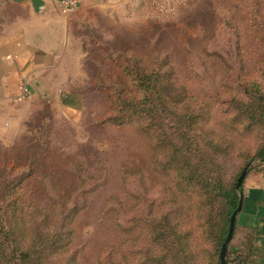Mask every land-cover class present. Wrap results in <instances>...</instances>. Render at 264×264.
I'll return each mask as SVG.
<instances>
[{
	"label": "rangeland",
	"instance_id": "374dc122",
	"mask_svg": "<svg viewBox=\"0 0 264 264\" xmlns=\"http://www.w3.org/2000/svg\"><path fill=\"white\" fill-rule=\"evenodd\" d=\"M178 2L170 17L147 8L136 19L130 10L131 20L123 22L93 11L92 24L83 29L90 81L81 87V112L68 117L44 100L17 142L2 150L0 207L12 200L5 187L16 165L25 164L27 155L34 159L36 176L21 190L13 237L22 248L31 246L42 264L189 261L190 253L178 248L189 230L177 201L184 197L183 184L175 180L181 160L205 176L216 170L228 187L243 165L262 164L253 156L264 145V99L255 98L264 93V0ZM132 67L159 69L164 82L154 109L166 137L154 155L152 138L137 134L134 123L109 121L119 109L117 95L135 90L127 73ZM252 109L258 112L253 119ZM211 142L223 143L227 153ZM151 206L159 218L169 215L160 240L147 231ZM215 207L220 213L218 201ZM168 221H179L184 235H172ZM7 245L0 243L9 252ZM150 249L153 254H145ZM191 251L200 264L209 261L206 252Z\"/></svg>",
	"mask_w": 264,
	"mask_h": 264
},
{
	"label": "crops",
	"instance_id": "0c3cea01",
	"mask_svg": "<svg viewBox=\"0 0 264 264\" xmlns=\"http://www.w3.org/2000/svg\"><path fill=\"white\" fill-rule=\"evenodd\" d=\"M60 1L43 0L36 10L31 0H0V154L17 142L44 100L51 99L68 117L81 112V87L90 81L83 29L92 24V12H105L111 23L130 21V10L136 19L149 2L88 0L63 12ZM24 86L32 92L28 99L21 97ZM242 192L243 207L230 244L238 259L229 264H264V163L250 168ZM246 246L252 247L250 256Z\"/></svg>",
	"mask_w": 264,
	"mask_h": 264
},
{
	"label": "trees",
	"instance_id": "16d2710c",
	"mask_svg": "<svg viewBox=\"0 0 264 264\" xmlns=\"http://www.w3.org/2000/svg\"><path fill=\"white\" fill-rule=\"evenodd\" d=\"M127 73L130 77V83L133 82L135 90L129 91L126 95H117L115 106H118L119 109L109 121H112L114 124L128 125L130 127H132L134 123L137 134L152 138V143H154L152 155H154V153L159 152L157 147L163 140V137H166L163 134L164 125L161 126L160 124L161 122L158 117L159 113L154 109V107L160 103L159 96H162L163 89H165L164 82L158 74L160 73L159 69L148 71L145 67H142L140 70L132 67ZM258 93L259 95H256L255 98L264 99V93ZM242 105L244 104L242 103ZM238 109L241 110V116L247 118L248 110L244 109L242 106H239ZM252 112V116L250 117L253 119L258 112L256 109H252ZM260 114L264 115V112H260ZM251 126L254 125L251 124ZM178 128L183 130V127L178 126ZM211 147L223 153H227V148L224 147L223 143L211 142ZM254 153L253 157L264 159V145L257 148ZM176 160L179 159L176 158ZM33 161L34 159L27 155L25 164L20 166L16 165L17 172H12L10 182H8V186L5 187V189H8L12 200L6 207H0V210L4 209L2 215L0 214V243H8L7 247L12 249L7 252L6 248L3 246L0 247L3 264H42L39 261L40 259H34L35 250L31 251V246L24 249L13 237L18 230V206L22 201L20 195L21 190L29 178L36 176V165ZM181 163H183L184 167L176 172L175 180L183 184L181 189L184 193V197L182 200L178 197L177 201H181V207L179 208V210H181L180 214L184 213L183 216L186 217L185 223L189 229L186 230L187 236H182L184 235V231L180 229L179 221L177 222L178 224H170L169 221L165 224L170 230H174L172 235L175 237H183L182 241L178 243L179 250L183 252L188 251V253H190V260H184L180 262V264H200L197 262L198 258L196 253L191 251L194 250V248L197 249L198 252H202V255L206 252L207 254L205 256L209 257V261L205 260L204 262V260H202L201 264H221L220 254L222 245L229 232L231 216L238 207L240 199V193L236 188V184L246 164L242 166L234 184L228 187L220 174H216V170L211 171L210 175L205 176L202 173H198L195 166H193L188 159L181 160ZM2 171L3 170H1L0 173H2ZM2 183L3 181L0 182V184ZM216 201L222 206L220 213L215 212ZM184 204L185 207L183 210ZM115 212L117 216L119 215L117 224L123 229L121 226L122 222H120V212L118 210ZM147 213L149 215L146 221L147 231L151 238L160 240V235L163 230L161 224L164 220L168 219L169 215L164 214L159 218L153 206L148 209ZM7 223L10 225L8 228L6 227ZM235 233L236 224L233 237L228 244L227 264L235 262L238 259L233 257V253L230 252V244L234 239ZM246 247L247 255L250 256L252 254V247ZM41 252H43V250H41ZM145 254H153V251L150 249L145 252ZM150 261L153 262L152 260Z\"/></svg>",
	"mask_w": 264,
	"mask_h": 264
},
{
	"label": "built area",
	"instance_id": "2783aa9c",
	"mask_svg": "<svg viewBox=\"0 0 264 264\" xmlns=\"http://www.w3.org/2000/svg\"><path fill=\"white\" fill-rule=\"evenodd\" d=\"M86 1L88 0H61L60 5L63 12H71ZM179 5L178 0H149L148 10L156 17H170L176 13ZM31 95V90L24 86L22 99H28Z\"/></svg>",
	"mask_w": 264,
	"mask_h": 264
},
{
	"label": "water",
	"instance_id": "95a60500",
	"mask_svg": "<svg viewBox=\"0 0 264 264\" xmlns=\"http://www.w3.org/2000/svg\"><path fill=\"white\" fill-rule=\"evenodd\" d=\"M15 1H23V0H15ZM33 3V6L36 10H39L41 8V6L44 4L43 0H31ZM258 161H260L261 163H264V159H259ZM254 165V162H251L249 164H247L244 169L242 170L240 176L238 177L237 180V184H236V188L240 193V199H239V204L238 207L236 208V210L233 212L232 216H231V220H230V228H229V232L227 235L226 240L224 241L223 245H222V249H221V264H227V250H228V244L230 242V240L233 237V232H234V228H235V224H236V219H237V215L238 213L241 211L242 207H243V192H242V185L243 182L245 180V177L248 173V171L250 170V168Z\"/></svg>",
	"mask_w": 264,
	"mask_h": 264
}]
</instances>
